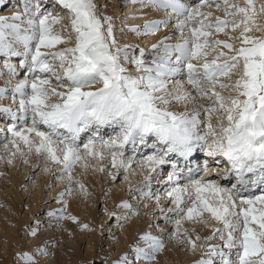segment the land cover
I'll list each match as a JSON object with an SVG mask.
<instances>
[{
  "label": "snow or ice",
  "instance_id": "1",
  "mask_svg": "<svg viewBox=\"0 0 264 264\" xmlns=\"http://www.w3.org/2000/svg\"><path fill=\"white\" fill-rule=\"evenodd\" d=\"M147 3L170 10L171 15L148 22L143 33L136 28L132 31L152 35L167 27L174 17L182 37L179 43H168L172 37L165 36L153 44L150 63L145 62L142 49L136 57L129 47L117 46L112 18L98 11L96 0H55L53 6L58 5L63 16H53L51 10L42 9L40 0H23L22 11L0 14V57L6 58L3 67L10 77L18 76L17 66L9 61L22 57L19 67L31 77L19 80L11 90L14 100L19 95V114L11 108H0V113L10 115L12 121H21L19 126L13 123L8 128L13 137L8 143L19 152L22 142L30 152L34 150L54 166L62 165L60 175L68 178V195L73 183L85 191L84 185L74 180L76 166L86 170L91 159H104L105 149L112 167L125 171L135 161L142 170L159 177L158 169L162 172L163 166L170 165V189L166 194L175 207L162 211L181 218L175 221L176 235H180L182 219L200 222L209 214L222 227L213 229L207 239L218 236L223 245L208 246V257L218 258L220 264H264V35L252 34L264 33V25L257 22L258 15L264 13V4L257 10L256 0H245L243 5L222 0V10L231 19H221L211 11H202L213 6L220 10L221 0ZM6 6V0H0V11ZM64 20L69 24L56 31L55 26ZM229 28L239 33L229 37L233 42L210 39L213 33H225ZM73 34V47L51 53L41 51L73 43ZM21 45L22 50L18 47ZM209 56L213 58L209 60ZM126 64L134 67L130 69ZM177 76H183L195 94L185 90L180 81L172 82ZM50 77L55 79V86ZM224 78L231 83L223 82ZM221 90L230 94L224 95ZM7 92V87L0 88V96ZM173 102L191 103L192 107L174 111L169 107ZM105 125L114 131L119 129L110 140L98 134ZM42 126L46 130H41ZM88 131L93 135L87 142L81 141V133ZM151 138H155L154 151L136 160L138 146H147ZM129 145L133 155L125 158ZM205 150L215 163L220 162L216 159L219 157L230 164V173L218 172L217 176L232 179L234 174V183L224 186L204 175L197 178L188 169L187 182L181 186L182 172L177 170L172 154L187 160ZM201 171L205 175L211 171L207 162ZM248 174H254L255 179ZM151 179L146 173L144 187H150ZM256 188L260 194H255ZM59 211L58 217L56 212L48 215L78 223L76 217L64 215L65 209ZM83 228L91 231L88 225ZM36 234L33 231L32 235ZM141 240L148 247H136L135 259L151 264L164 250L163 241L151 234ZM187 242L196 249L191 237ZM22 259L26 264H36L31 255L24 254ZM117 264L132 262L126 255ZM199 264H214V260L202 259Z\"/></svg>",
  "mask_w": 264,
  "mask_h": 264
},
{
  "label": "rangeland",
  "instance_id": "2",
  "mask_svg": "<svg viewBox=\"0 0 264 264\" xmlns=\"http://www.w3.org/2000/svg\"><path fill=\"white\" fill-rule=\"evenodd\" d=\"M7 1L9 3L6 2L7 6L4 8H6L9 13H7L6 15H12L13 13L17 11H22L23 0H7ZM241 1L239 3L238 0H230V2L232 3L243 5L245 3L244 2L245 0H243L242 2ZM96 2L98 6H100L98 7V11L102 15L104 16L109 15L112 18L114 33L117 32L119 34V38L118 40H116L117 46L121 48L129 47L132 50V55L136 57H139L140 50L142 49L145 53L144 59L146 63H150L154 55L152 45L160 41V40L157 41L158 35L156 36L155 34H161L168 30L169 32L168 36L172 37V39L169 40L168 43L182 42V37L179 35L175 27L174 17L172 18V22L167 27H161V29L158 32L152 35L146 36L143 34H137L136 32L132 31V29L136 28V29H139L141 33H143L145 24L151 21H155L157 19L158 20L168 19L169 16L171 15L170 10L165 11L163 9H157L154 5L148 4L147 0H145L142 3L143 5L146 4L145 6H149V7L153 6L154 8H156L157 11L160 10L163 16L159 13L160 15H158L157 17H154V19H150V18L144 19V18H139V14L142 13V10L140 11L138 9L139 4L141 3L140 1H139L140 3H137L138 5H136V2L134 3L133 0L132 2L131 0H96ZM184 2L192 3L193 0H184ZM40 3H41L42 9L49 10L52 7L51 3H55V0H40ZM118 3L122 4L120 8L121 9L123 8V11L121 12V16L116 15V12L114 11L115 10L114 8H116L115 6ZM133 3L136 5V6L133 5L134 8L133 6H130V7L127 6L126 8H124L127 4L132 5ZM262 4H264V0H259V1L256 0L257 10H259L260 5ZM56 9L58 10L57 11L58 14L56 15L63 16L65 14L64 11L60 9L59 6L56 7ZM128 9H130V11ZM222 9H223V3L221 0L220 10H218L215 6H213L212 8H203L202 11H205V12L211 11L214 17L218 16L221 19H225V18L231 19V17L225 16V13L223 12ZM0 14H2L1 11H0ZM258 17L259 18L262 17L261 20H262V23H264V13H260ZM212 22L215 23V20H213ZM68 24H69V21L64 20L62 21V25L55 26V30L59 31L62 26H67ZM185 35H187V30H185ZM238 35H239L238 32L234 33L229 28V29H226L225 33H220V34L213 33V36L210 37V39H221V40H228V42H233L229 40V37L238 36ZM151 36H152V39H151ZM65 38L67 39L68 37L65 35ZM71 39L73 43L60 44V45H57L55 48L41 49V51L46 52V53H51L53 51L62 50L65 47H73L74 41H75V34H73ZM235 43H237L238 45L239 41H235ZM18 47H20V49L22 50V45ZM221 50L227 51V49H221ZM212 58H213L212 56H209L208 59L211 60ZM193 63L195 64L197 62L193 61ZM14 64L17 66V71L20 74L15 77H10L7 74V71H4L5 72L4 75L6 78L3 76L4 77L3 81H5L6 83L8 82V83L4 86H0V88L7 87L8 92L5 93L3 96H0V106L3 108L8 107L11 109L13 107V110H18L17 102H19V96L16 99L17 101L12 100L11 87L12 86L14 87L18 83V81L21 78L20 76H22V74H24L25 72H24V69L19 67V63H17V61ZM125 66L130 69L134 67L131 64H126ZM1 69L5 70L4 67H2ZM134 74L140 75L141 73H134ZM7 77H9L8 80H7ZM30 78L31 77H29V79ZM50 79L52 80V86H55L56 85L55 79L53 77H50ZM175 81H180L183 84V87L185 90L195 94V90L192 88L191 85L187 84L183 76L174 77L172 82H175ZM223 82L231 83V81L228 80L227 78H224ZM169 90H171V87ZM221 91H222V94L224 95L230 94L228 90H221ZM204 103L208 104V103H211V101H204ZM169 107L171 110L173 109L176 111H184L186 107L190 109L192 107V104L188 103L187 105H184V104L178 105L175 102H173V104L170 105ZM213 123H215V120H213ZM29 125H30V121H29ZM41 130H46V129L44 126H42ZM5 133L6 135L3 136L2 144L9 142L13 139V137L11 139V137L9 136L10 132L6 131ZM116 133L117 132H115V135ZM115 135H112V138ZM110 137L111 136H109V140L112 139ZM33 139H36V138H33ZM82 141L86 142L84 140ZM19 143H20L19 152L16 150L15 145L8 143L9 144L8 148L9 149L12 148L9 150V152H13V153L15 152L16 154L13 155L12 153V155L14 156L13 157L14 161L13 159H10V162L11 160L13 161L11 162V165L7 163L8 162L7 158L5 159V164L3 165L7 166V170L6 168L0 165V182H3L9 185L6 187V189L8 188L12 189L13 180L11 178V175L19 171L20 173L19 176L15 177V179L19 181V188L16 190V194L19 196V198H21V201L23 202L20 216L22 217L25 212L28 213L29 215L28 224L24 225L25 227L27 225L34 226L36 220H34L33 222V219H35L37 216L38 218L44 216L42 220L46 222L51 221V223H48L47 226H50L51 224L53 225L54 228L63 227L64 222H59L60 219L59 220L54 219V218L51 219L52 216L49 217L48 213L50 212L60 213L59 210L65 209L64 215L66 216V213H67L66 209L68 208V205H67L68 200L70 197H73L74 200L78 201L76 203V206L71 210V211L73 210L75 211L73 216L77 218L78 223L76 222V226L78 227V230L79 229L84 230L83 225H88L91 231L84 230L86 233L91 235V236L89 235L88 238H91L93 240L94 236L92 234L98 235L99 245H97L96 247V249L98 248V252L96 249H94L97 255L94 254L95 256H93V259H91L92 261L90 264H110L112 258L114 257V254L117 251L116 244H113V242L116 236H118L117 234L120 233V230H122V224L124 225L127 221H129L130 218L140 219V221L142 222V224H140V229L143 228L144 230L139 232L140 234H142L141 237L144 236L145 234H151L154 237L158 236L157 238L163 241L164 247H166V244L168 243L171 246L173 244L175 245L174 243L175 240L172 241V238L175 237L176 229H177L176 228L177 225L175 221L181 218L176 217L172 212L162 211V209L167 210V209H173L175 207V205L172 203L171 197H169L166 194V188H167L166 186H168V182H167V178H165L164 174L162 173L163 171L160 172V170L158 169L159 177H157V173H148L147 169L142 170L135 163V161H133L132 167L128 169L127 171H125L122 168L112 167L111 159L107 154L108 150L105 149L104 152L106 156H104L103 160L91 159L89 161L90 166L86 170L83 167H81L79 164L73 170L72 174H73L74 180L80 181V183H82L84 187L86 186V183H84V181L87 178L88 173H91L94 178H97V182L99 183L96 189L97 195L94 191L87 190V192L85 191L86 194H84V197H83L85 199L83 200L82 198H79V195H78L79 193H77V195L72 194V192L70 195L67 194V189L69 187V181L66 175L64 176L60 175L62 165L59 167L54 166L45 157L36 153L34 150L30 152L26 145H24L22 142H19ZM128 148L129 147L126 148L127 153L125 152V158L131 155L130 153H128L129 152ZM21 152H23V155H21ZM203 152L206 153V150ZM8 155L9 154H7V156ZM142 158L136 157L135 159L141 160ZM205 158H207V161H208L209 157L207 156ZM34 159H37V162H31ZM209 159L212 161V158H209ZM95 160L97 162H95ZM103 161H106L103 164L104 171H100L99 169L102 168L101 164ZM209 163H210L211 171H209L206 175H204L205 179H214L221 185L230 186L229 184H227V181H225L226 179H221L219 176H217L218 172L228 173L229 167L221 168L225 166V163H223L221 167L218 165L219 163H215L214 161H212V163L211 162ZM42 169H47V170L41 171ZM26 170H29V172L27 173ZM30 173L32 174L30 175ZM114 173H115V176H114L115 178L112 177ZM146 173L152 177V179L150 180V187H144V184L146 183V181L144 180V176ZM38 178H40L41 180H44L45 182V184L43 182L42 193H38V192L35 193V188L37 186H41L40 179H39L40 182L38 183V185H36L37 184L36 180ZM126 178H128L127 182H125ZM30 180L32 182L29 183ZM60 182H63V183L60 184ZM130 182H132L133 184ZM185 182L184 181L181 182V186L184 185ZM72 186H75L74 187L75 189L79 185L73 183ZM27 189H29V192H30L29 196L25 193ZM74 189L72 188V191ZM137 189H140V190L138 191ZM167 189H170V186ZM82 192L84 193V191ZM121 192H123V194ZM149 192L151 193V196L144 195V193H149ZM34 193L37 195L39 194L38 195L39 207H38V210L35 212V215L30 216L31 211L29 210V208H27L28 207L27 203H29V200L33 201ZM62 193H65V195L63 196V200L60 199ZM112 193H115L116 195H119L120 193L122 194L121 197H118L117 202L114 201L112 197ZM0 199H1L0 200L1 208H2V204H4L5 206H8V203L6 202L4 198L1 197V194H0ZM124 204H128L131 207H123L122 205ZM16 216H18V213H16ZM168 218L171 219V222H169ZM66 220L67 219H64V221ZM204 220H206L207 223H204L203 222ZM46 222L44 224H46ZM8 223L11 224V220H8ZM39 226H41L42 228V225L39 224ZM182 226H185L187 229L186 232L183 233L184 237L187 235V233H188L187 238L190 235L194 236L195 242L197 244L196 249L191 250V246L188 242L185 243L186 245L183 244L185 240L179 239L178 242L176 243L178 244V246L181 245L179 247L180 250L182 251L186 250L187 256L191 260V261L190 260L188 261V264H190L189 262H192L194 260L201 261L202 259H209V258L212 259V257H208L206 255L207 247L208 246H221L222 247L223 245V241L218 236L215 239H210V240L207 239L208 237H211L213 235V229L222 227L220 223L212 220L209 214H205V216L202 218L200 222H193L187 219H182L181 227ZM22 229L23 230H20V233H19V236H21L20 239L23 240V241L21 240L23 243H26V242L28 243L29 240L27 239V236H25V232H24L25 228L23 226H22ZM60 230H58L57 232L59 233ZM139 233H137V235ZM59 236L60 234L57 235L58 238H60ZM197 236L200 237L199 240H196ZM133 241L130 240L129 241L130 243L125 242V241L124 242L126 243V245H129V244H131V246L136 245L135 248L138 245L139 247L142 246L143 244H144L143 246L147 245L146 242L144 241L141 242L142 240L140 239V237H137V236ZM82 242H83L82 250L84 253H86V247L88 245L89 240L84 239V241ZM172 250H176L175 247L172 246ZM161 253H163V251L156 254V259L152 261L151 264L152 263L160 264L161 261L158 257V254H161ZM131 255L132 253L130 252L128 257H130ZM215 263L220 264V261H216ZM135 264H138V263L135 262ZM146 264H148V262Z\"/></svg>",
  "mask_w": 264,
  "mask_h": 264
},
{
  "label": "bare ground",
  "instance_id": "3",
  "mask_svg": "<svg viewBox=\"0 0 264 264\" xmlns=\"http://www.w3.org/2000/svg\"><path fill=\"white\" fill-rule=\"evenodd\" d=\"M139 1L136 2V5H138L137 3H140ZM238 1L240 3L241 0H238ZM6 2L9 3L7 0H6ZM131 2H132V0H131ZM124 3H126V2H124ZM51 4H52L51 5L52 7L49 10L52 11V15L53 16H56V14H58L57 13L58 10L56 9V7H58V6L56 5L54 7L53 6L54 3H51ZM140 4H139V8L137 7L140 11L142 10V13L139 14V18L154 19V17H157L160 14L162 15L161 11L160 10L157 11L156 8H154L153 6L149 7V6H145L146 4L145 5H143L142 3H140ZM133 5H135V4L134 3L132 5L131 4L130 5L127 4L124 8H126L127 6L130 7V6H133ZM121 6H122V4H119V3L116 4V6H115L116 8H114L115 9L114 11L116 12V15L121 16V12L123 11V8L122 9L120 8ZM133 8H134V6H133ZM128 10L130 11V9H128ZM1 12H2L3 15H6L7 13H9L6 8H3ZM261 19H262V17L261 18L257 17V22L259 24H261V25H264V23H262ZM168 34H169V32L167 30L164 33L155 34V35L156 36L158 35L157 36V41H159V40H162L165 36H168ZM252 34L256 35V36L264 35V33H261V32H254ZM114 35H115L116 40H118L119 34L116 32V33H114ZM151 39H152V36H151ZM3 61H4L3 57H0V62H1L0 66H2V67H3ZM15 61H19V59H17V57H13V58H11V60L9 62L13 64V63H15ZM2 67H0V73H2V71H3V75H0V86H4V85H6L8 83V82L6 83L5 81H3L4 77H5V75H4L5 72L4 71H7V74H8V69L4 67L5 70H2L1 69ZM8 78L9 77H7V80H8ZM21 79L22 78H20V80ZM12 88H13V86L11 87V89ZM16 99H17V97H16ZM12 100L14 101L13 98H12ZM1 108H3V107H1ZM5 108H8V107H5ZM12 110H13V107H12ZM174 111H176V110H174ZM105 126H106V128H105ZM105 126L101 127L100 133H102V130H103V134L109 130L111 132V137L110 138H112V135H115V132L119 131L118 128L115 129V131H114L113 127H111V126L109 127L107 125H105ZM88 132H90L91 135L93 134L92 131H88ZM10 137L12 139L11 133H10ZM2 138H3V136L0 133V165L3 166L4 168H6V170H7V166L3 165V164H5V159L7 158V161H8L7 163L11 165V162L14 161V159H13L14 156L12 155L13 152H9V150L12 149V148L9 149L8 147H5V144H8V142H6V143L1 145ZM152 139L155 140V138H152ZM87 140L88 139H86V142H87ZM107 140H109V136L107 137ZM150 143H153V141L151 142V140H150ZM128 147H129L128 148V150H129L128 153L133 155V153L131 151V146H128ZM143 150H145V153H143L144 155L151 154L154 151V149L153 148L151 149V147H149V146H148L147 149L145 148V146H139V153L136 155V157H138V158L141 157L142 158L144 155L143 154L140 155V153ZM125 152L127 153L126 150H125ZM1 153H2V155H1ZM7 154H9V155L7 156ZM195 154H196V157L199 160H198V163L195 164V168L191 169L192 170L191 174L193 176H196L197 178H199V176L205 175L201 171V169L203 168V165L205 164V162H207L209 167H210V163L209 162L212 163V161H214V160L212 158V161H211L209 159L211 157H209L208 161H207V158H205V157H207V155L201 154L200 151H197ZM8 158H9V160H8ZM10 159H13V161L11 160V162H10ZM216 159H218L220 161L219 164H218L220 167L223 165V164L221 165V162L225 163L223 158H219L218 157ZM187 161H190V159H187ZM31 162H37V159H34ZM95 162H97V161L95 160ZM105 162L106 161L102 162V164H101L102 168L104 167L103 164ZM177 163H179V161H177ZM228 164H229L228 162L225 163V166L221 167V168L229 167ZM12 166H14V165H12ZM44 170L45 169H42L41 171H44ZM26 171H27V173L29 172V170H26ZM171 171H172V168H171L170 165L163 166V172L162 173L164 174L165 178H167V174H169ZM19 174L20 173L18 171L15 174L11 175V178L13 180V188L12 189L11 188L6 189V187L9 186V185H7V184H5L3 182H0V194H1V197L4 198L6 200V202L8 203V206H5L4 204H2V208H1V205H0V264H26L25 260L22 259V256L24 254L31 255L33 257V259L36 261V264H90L91 261H92L91 259H93V256H95L94 254L97 255V253H96V251H94V249H96L97 245H99L98 235L97 234H92L94 236L93 240L91 238H88L90 234L86 233L82 229L78 230V227L76 226V222L72 221L71 219H67L66 221H64V219H60L59 222H64L63 223V227L64 228L63 227L54 228L53 225H51V224H50V226H47V224L51 223V221L47 220L49 222H46V221L42 220L44 218V216H42L40 218H38V216H37L35 219H33V222H34V220H36L34 226H30V225H27L26 227L24 226V225L28 224L29 215H28V213L25 212L22 217L20 216L23 202L21 201V198H19V196L16 194V190L19 188V181L15 179V177H18ZM31 174L32 173H30V175ZM38 175H40V174H38ZM188 175H189V173H184V171L182 170V178L180 180V184H181V182H183V181L185 182L186 181L185 177H187ZM114 176H115V173L113 174L112 177H114ZM28 178H29V176H28ZM39 179L40 178L37 179L38 181L36 180V183H37V184L35 183L36 185H38V183L40 182L41 179L40 180ZM129 180H131V179H129ZM66 181H67V179H66ZM127 181H128V178L125 179V182H127ZM30 182H32V181L30 180L29 183ZM43 182H44V180H41V182H40L41 186H37L38 188L37 187L35 188V193H37V192L38 193H42ZM63 182H60V184L63 183ZM84 183H86V186L84 187L86 192H87V190H92L97 195V190L96 189H97V186L99 185V183L97 182V178H94L91 173H88L87 174V178L85 179ZM130 183H132V182H130ZM44 184H45V182H44ZM227 184H229V182H227ZM169 186L170 185H169V182H168V186H166V187L169 188ZM74 187L75 186H72L73 189H74ZM85 191L83 193L80 190V187L78 186L72 191V194H76L77 195V193H79L78 194L79 198H82L84 200L85 198H83V197H84V194H86ZM25 193L29 196V193H30L29 189H27L25 191ZM35 193H34L33 201L29 200V203H27L28 204L27 208H29V210L31 211V215L30 216H34L35 212L38 210V207H39V205H38V200H39L38 199V195L39 194L37 195ZM121 193L123 194V192H121ZM121 193L119 195H116L115 193H112V197H113L115 202H117L118 197H121V195H122ZM77 202L78 201L74 200L73 197L69 198L68 204H67L68 205V208H67L68 210L66 209V211H67L66 216H73L75 211L74 210L71 211V210L76 206ZM30 211H29V213H30ZM14 212L18 213V216H16V213H14ZM56 213H57V217H58L60 215V213L59 212H56ZM53 218L57 219L56 217H52L51 219H53ZM8 220H11V224L8 223ZM45 222H46V224H44ZM39 224L42 225V228H41V226H39ZM140 224H142L140 219H135V218L134 219L130 218L129 221H127L124 225L122 224V230H120V233L117 234L118 236H116V238H115V240L113 242V244H116V250L117 251L114 254V257L112 258L110 264H117V262L120 261L124 256L127 255V257H128L130 252L132 253V255L130 257H128V259H129V261L132 262V264H135V262H137L138 264H146L147 263V261L136 260L135 259L134 248H135L136 245L135 246H131V244L126 245V243H125V242H129L130 240L133 241L136 238V236L140 237V239H141V235L142 234H140L139 232H141L144 229L143 228L140 229ZM22 226L25 228L24 232H25V236H27V239L29 240L28 243L27 242L23 243L22 242L23 240L20 239L21 236H19V233H20V230H23ZM176 228H177V226H176ZM58 230H60L59 233L57 232ZM185 230H187L186 227L182 226L180 235L177 236L174 233L175 237H173L174 239L172 238V241L175 240L174 241L175 245L173 244L172 246L175 247L176 250H172V246L168 243V244H166V247H164L165 249L163 250V253L158 254V257H159V259L161 261L160 264H188V261L190 260V258L187 256L186 250L185 251L180 250L179 247L181 245L178 246V244H176L179 239L185 240L183 244L187 243V235H188V233H187V235L185 237L183 235ZM33 231H36L37 234L36 235H32ZM137 233H139V234L137 235ZM59 234H60V236H59L60 238L57 237V235H59ZM188 237H191L192 240L195 241L194 236L190 235ZM84 239H88L89 240L88 245L86 247V253H84L83 250H82V245H83L82 241H84ZM133 242H135V241H133ZM141 242H143V240ZM170 243H172V242H170ZM143 245L140 246V247H142V248H147L148 247L147 245H145V246H143ZM137 247H139V245ZM42 250H46L47 254H43ZM96 250L98 252V248ZM191 250H192V247H191ZM14 257H15V259H14ZM212 259L214 260V263L216 261H219V259L215 258V257H212ZM198 261L199 260H194V261L189 262V263L190 264H199Z\"/></svg>",
  "mask_w": 264,
  "mask_h": 264
}]
</instances>
